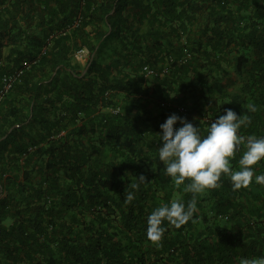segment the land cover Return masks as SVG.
Returning <instances> with one entry per match:
<instances>
[{"label":"trees","instance_id":"1","mask_svg":"<svg viewBox=\"0 0 264 264\" xmlns=\"http://www.w3.org/2000/svg\"><path fill=\"white\" fill-rule=\"evenodd\" d=\"M21 70L0 103V264L264 256L254 178L234 190L222 174L196 194L189 221L164 220L159 241L146 235L155 207L194 195L158 160L156 133L178 107L202 132L231 108L250 121L238 135L264 137V0H0V87ZM253 167L264 173V159Z\"/></svg>","mask_w":264,"mask_h":264},{"label":"clouds","instance_id":"2","mask_svg":"<svg viewBox=\"0 0 264 264\" xmlns=\"http://www.w3.org/2000/svg\"><path fill=\"white\" fill-rule=\"evenodd\" d=\"M248 107L250 111H255V105L250 104ZM178 122L180 126L175 127ZM249 122L247 117L228 108L224 115L210 123L206 132H202L200 126L194 125L186 117L175 113L160 124L161 132L156 134L162 141L158 148V160L163 162V171L177 186L189 178L190 182L184 190L194 195L187 204L173 200L155 207L148 214L146 235L150 240L159 241L162 238L164 220L176 227L189 221L197 210L196 194L218 187L222 174L229 175L234 190L247 187L253 178L256 183L264 184V173L254 176L256 169L253 167L264 159V137L238 135L240 127ZM241 144H246V148L239 159L238 170H233L229 158L234 156ZM136 179L145 182L143 175ZM138 187L139 184H132L133 189ZM133 199L134 193L128 192L126 202ZM240 264H264V256L242 258Z\"/></svg>","mask_w":264,"mask_h":264},{"label":"built area","instance_id":"3","mask_svg":"<svg viewBox=\"0 0 264 264\" xmlns=\"http://www.w3.org/2000/svg\"><path fill=\"white\" fill-rule=\"evenodd\" d=\"M85 56L84 50H79L75 54L77 59H82ZM146 75L153 76L155 75L154 71L145 67ZM23 71L16 72L14 74L5 75L2 79V85L0 87V103L6 98L12 86L18 81ZM115 113L119 112V109L114 110ZM176 114L179 116H186L188 114V108L185 106L178 107L176 110Z\"/></svg>","mask_w":264,"mask_h":264},{"label":"crops","instance_id":"4","mask_svg":"<svg viewBox=\"0 0 264 264\" xmlns=\"http://www.w3.org/2000/svg\"><path fill=\"white\" fill-rule=\"evenodd\" d=\"M87 60H88L87 55L84 56V58L79 59V64H80V66H81V67H84V66L86 65V63H87Z\"/></svg>","mask_w":264,"mask_h":264}]
</instances>
